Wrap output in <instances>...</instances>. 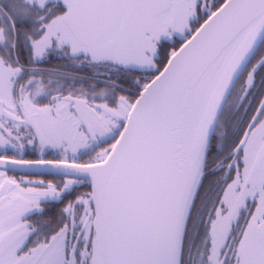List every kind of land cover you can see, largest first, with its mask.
Here are the masks:
<instances>
[{"label": "snow or ice", "instance_id": "1", "mask_svg": "<svg viewBox=\"0 0 264 264\" xmlns=\"http://www.w3.org/2000/svg\"><path fill=\"white\" fill-rule=\"evenodd\" d=\"M0 264H264V0H0Z\"/></svg>", "mask_w": 264, "mask_h": 264}]
</instances>
